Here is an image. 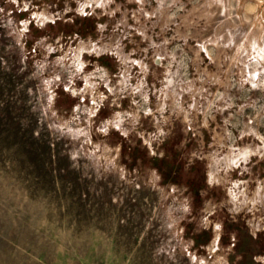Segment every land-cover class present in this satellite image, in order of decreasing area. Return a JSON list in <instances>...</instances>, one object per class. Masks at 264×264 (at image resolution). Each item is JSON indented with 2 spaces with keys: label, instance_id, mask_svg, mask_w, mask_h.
Listing matches in <instances>:
<instances>
[{
  "label": "rangeland",
  "instance_id": "obj_1",
  "mask_svg": "<svg viewBox=\"0 0 264 264\" xmlns=\"http://www.w3.org/2000/svg\"><path fill=\"white\" fill-rule=\"evenodd\" d=\"M0 264H264V0H0Z\"/></svg>",
  "mask_w": 264,
  "mask_h": 264
}]
</instances>
